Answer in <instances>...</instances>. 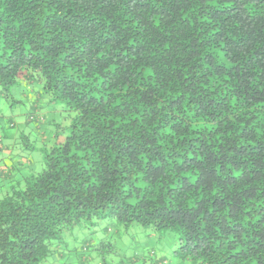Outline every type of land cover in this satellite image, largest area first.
Masks as SVG:
<instances>
[{
    "label": "trees",
    "instance_id": "trees-1",
    "mask_svg": "<svg viewBox=\"0 0 264 264\" xmlns=\"http://www.w3.org/2000/svg\"><path fill=\"white\" fill-rule=\"evenodd\" d=\"M14 90L33 106L0 116V264L62 260L103 220L176 236L144 264H264V0H0Z\"/></svg>",
    "mask_w": 264,
    "mask_h": 264
},
{
    "label": "rangeland",
    "instance_id": "rangeland-1",
    "mask_svg": "<svg viewBox=\"0 0 264 264\" xmlns=\"http://www.w3.org/2000/svg\"><path fill=\"white\" fill-rule=\"evenodd\" d=\"M15 91L13 94L15 99H0V116L4 115V121L22 122L21 119L31 116L33 104L30 101H26V98L20 100L19 92ZM17 100L21 103H14ZM48 118L51 120L52 116ZM54 128L56 129V127ZM16 131L18 133L19 129H11L9 134L15 135ZM3 135L4 133L0 132V137ZM27 135L29 137L33 136L29 134V131ZM30 140L33 143V138ZM15 142L19 143L20 139L9 141V144H14ZM20 145L25 148V152H28V148L25 147V143L22 140ZM36 147L37 150L33 155L27 153L24 157L26 156L27 160L32 161L27 166L29 169L32 168L31 165L33 164V170L40 172L41 161L43 162L42 146L36 144ZM106 238L111 239L118 247L119 256L114 258L117 264H144L145 259L147 261L148 259L153 260L154 257L160 259L161 256L166 257L168 263H170L171 257L177 249V238L172 233H168L164 238L160 239L150 229L134 227L126 231L114 221L103 220L94 225L92 223H81L72 231L64 233L63 242L60 243V248L55 251L62 256V260L53 251L54 255L48 259L47 264H64V262H66L65 264H99L98 255L92 251L91 247ZM67 255H69L71 261L65 258ZM147 264L149 263L147 262Z\"/></svg>",
    "mask_w": 264,
    "mask_h": 264
},
{
    "label": "crops",
    "instance_id": "crops-1",
    "mask_svg": "<svg viewBox=\"0 0 264 264\" xmlns=\"http://www.w3.org/2000/svg\"><path fill=\"white\" fill-rule=\"evenodd\" d=\"M2 152L0 153L1 155H0V162L1 163H4V164H11L12 163V158H11V154H10V151H8V150H5V147H2ZM1 168H3V167H1Z\"/></svg>",
    "mask_w": 264,
    "mask_h": 264
},
{
    "label": "snow or ice",
    "instance_id": "snow-or-ice-1",
    "mask_svg": "<svg viewBox=\"0 0 264 264\" xmlns=\"http://www.w3.org/2000/svg\"><path fill=\"white\" fill-rule=\"evenodd\" d=\"M230 6V5H229Z\"/></svg>",
    "mask_w": 264,
    "mask_h": 264
}]
</instances>
